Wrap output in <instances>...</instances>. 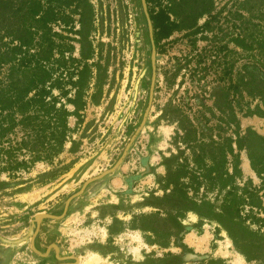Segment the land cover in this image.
I'll return each mask as SVG.
<instances>
[{
    "label": "rangeland",
    "instance_id": "1",
    "mask_svg": "<svg viewBox=\"0 0 264 264\" xmlns=\"http://www.w3.org/2000/svg\"><path fill=\"white\" fill-rule=\"evenodd\" d=\"M86 1L90 9L80 26L71 0H51L43 43L51 49L55 79L74 82L82 64L89 71L82 123L68 118L71 132L57 158L73 164L41 183L34 179L44 171L40 164L21 174L20 182L0 175V264H200L208 257L246 264L214 220L192 211L176 218L163 188L175 162H190L178 139L179 113L198 124L197 137L230 134L224 124L232 108L228 84L243 74V65L255 75L264 70V0H151L148 7L167 10L176 26L154 50L141 0ZM20 2L7 0V14H22ZM40 4L44 8V0ZM144 6L147 12L145 0ZM234 38L242 40L239 45ZM99 76L104 84L97 90ZM261 99L243 92L237 98L233 109L241 134L251 129L264 138V118L243 115L256 107L264 112ZM71 141L79 143L73 154L67 152ZM239 162L242 181L258 184L244 151ZM178 183L196 202L217 206L222 197L220 189L203 183ZM156 209L155 219L140 218ZM145 224L161 235L171 229L170 238L163 235L166 248L149 244L154 237L139 229Z\"/></svg>",
    "mask_w": 264,
    "mask_h": 264
},
{
    "label": "trees",
    "instance_id": "2",
    "mask_svg": "<svg viewBox=\"0 0 264 264\" xmlns=\"http://www.w3.org/2000/svg\"><path fill=\"white\" fill-rule=\"evenodd\" d=\"M6 1L0 0V175L20 182L21 174L29 173L35 165L40 164L45 167L44 171L34 179L41 183L45 179L64 174L73 164H63L57 158L64 152L71 132L68 118L74 117L76 126L82 123L80 113L87 104L84 90L88 86L89 71L87 65L82 64L75 70L74 82L67 79V82L62 83L53 77L51 49L48 44L43 46L52 20L49 8L51 0H44V8L41 7V0H21L18 11L22 14L19 15L14 12V15L7 14ZM149 1L151 0H145V3L152 28L153 45L157 49L160 40L167 38L176 26L169 21L167 10L153 11L148 7ZM71 2L74 3L78 24L83 26L89 5L86 0ZM4 38H10V41L4 43ZM238 39H233L237 45L242 41ZM259 54L264 56V50ZM100 70L103 74L104 69ZM242 70L243 74L236 73V77L228 84L232 108L224 124L230 134H217L216 140L208 135L205 140L197 137L199 133L202 135L198 131L201 130L198 124L194 125L183 113L177 115L175 122L181 132L178 139L190 152V162L187 159L184 163L175 162L167 173V185L163 192H168L163 196L168 200L169 210L174 212L176 218L192 211L198 218L214 220L225 231L232 247L246 264H264V138L251 129H245L241 134L233 109L238 105L237 98H241L242 92L262 97L264 107V70L257 75L247 65H243ZM244 75H248L247 81L244 80ZM103 78L99 76L96 81L97 90L104 84ZM64 84L71 88V95ZM52 90H57L58 94H52ZM88 100L96 104L94 95H90ZM66 105L71 106L72 110H67ZM252 114L264 118V112L258 107L256 111L247 109L243 112L244 116ZM221 121L222 118L219 122ZM213 127L223 130L220 126ZM70 143L67 152L73 154L79 143ZM240 151L245 152L258 184H254L249 178L242 181ZM182 179L188 180L190 187L203 183L209 189H220L223 193L219 204L214 206L190 198L185 192L187 187L178 183ZM169 184L172 185L171 189H167ZM157 216L156 209L154 213L141 215L140 218L148 220ZM139 229L154 237L150 245L162 248L168 246V239L164 237L172 236L170 228H165L164 237L159 233V228L150 224L140 225ZM199 263L224 264V261L208 257L201 259Z\"/></svg>",
    "mask_w": 264,
    "mask_h": 264
},
{
    "label": "water",
    "instance_id": "3",
    "mask_svg": "<svg viewBox=\"0 0 264 264\" xmlns=\"http://www.w3.org/2000/svg\"><path fill=\"white\" fill-rule=\"evenodd\" d=\"M141 2H142V6H143V11H144V15H145V17H146V21H147V24H148V27H149V34H150V26H151V24H150V21H149V18H148V14H147V12L145 11V6H144V0H141ZM150 41H151V47H152V50H154V45H153V40H152V37H151V35H150ZM151 68L153 69V61H151ZM151 87H152V80H151V83H150V89H149V95H148V104H147V106H146V109H145V112H144V115H145V113L147 112V110H148V107H149V104H150V99H151ZM142 123H143V121L141 122V124H140V126L142 125ZM140 128V127H139ZM138 128V129H139ZM138 129H137V131H138ZM64 211L65 210H63V213H64ZM62 213V214H63ZM62 214L60 215V216H62ZM59 216V217H60ZM59 217H55V218H59ZM37 222H38V220H37ZM3 242H5L6 244H14L15 242H17V241H14V242H9V241H6V240H2ZM55 255H56V253H55ZM59 259V258H58Z\"/></svg>",
    "mask_w": 264,
    "mask_h": 264
}]
</instances>
